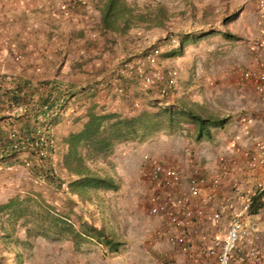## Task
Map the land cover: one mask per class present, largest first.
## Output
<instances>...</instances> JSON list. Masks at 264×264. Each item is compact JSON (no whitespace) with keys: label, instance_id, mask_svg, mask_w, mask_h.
I'll return each instance as SVG.
<instances>
[{"label":"rangeland","instance_id":"1","mask_svg":"<svg viewBox=\"0 0 264 264\" xmlns=\"http://www.w3.org/2000/svg\"><path fill=\"white\" fill-rule=\"evenodd\" d=\"M128 1L135 3L142 10L145 8L153 10L158 4H163L170 11L176 13L170 16L169 28L166 31L159 29L144 31L140 27L133 28L125 36L118 38L115 45L109 46L110 51L102 50L99 58L95 57L94 60L88 61L83 70L91 73L97 67L107 66L109 69L102 74L107 76L116 67V62L121 60V57L126 58L140 54L151 46H157L160 52L166 51L168 47L164 45V37L173 38L175 41L171 44L176 45V38L180 34L193 29L200 30L199 22L201 20L213 18L210 22L211 26L220 28L225 6L243 10L242 14L222 27L229 34L238 36L237 40H225L218 33H212L199 38L195 44H184L179 56L163 58L159 55L158 59L159 68L174 66L177 72L176 86L172 93L166 96L168 100L172 98L174 100H195L208 107L209 110L225 114L230 123L227 128H225L226 124L222 127L223 131L219 138L214 139V143L199 145L196 147V151L188 142L193 139L190 134V126L182 123L172 132L154 133L148 140L142 142L145 145L141 148L126 147L117 151L116 154L113 153L112 163L119 165L117 171L121 175H117L114 169L109 170V174L115 180H119L120 187L115 192L105 193L106 204L103 207L102 203L101 207L104 210L102 222L106 231L112 233L116 240L122 242L117 252L110 253L95 242L84 246L82 251L75 252L71 249L70 244L64 241L55 243L36 237L37 241H34L35 238L31 239L33 241L32 250L30 254L28 251L23 257V259L25 258L24 264H183V259L194 264V259L203 255L211 241H216L219 245L226 226H220L219 222L212 224L210 234L207 236L202 234L205 236V240L197 238L200 234L199 231L191 236L187 235L188 254L176 251L161 234L166 227L164 218L148 213L146 180L141 171L142 155L149 154L155 158L168 160L183 175L189 172L190 166L192 168L196 166L198 161L204 162L203 158L206 155L211 156L207 161L218 160L220 162L227 157L231 166L236 165L232 161L237 160V162H241L243 171L246 172L247 168L244 164H246L247 151L255 142L264 139V104L256 98L251 83L241 78L243 70H260L264 67V9L258 7L257 0ZM11 4L14 6L13 12L7 14L0 11V18L12 15L15 17L19 13H26L23 15L26 22H24L25 25H22L25 28L22 33L35 38L30 50L32 53L34 51V55L44 56L46 54L47 56L41 61V69L43 66L47 68L46 65L53 47L64 43L63 38L69 28L84 27L87 33L85 38L92 40L91 38L94 37V33L91 34V26L95 22L97 14L90 2H87L86 6L77 12L69 11V0H12ZM204 14H209V16L204 18ZM29 24L31 28H29ZM48 31L52 32V36L49 38L46 36ZM3 35L9 34L0 32V36ZM96 35L97 44L92 48L88 47L90 53L100 50V38ZM122 40H125L127 50L121 49ZM68 49L70 50L69 58L77 56L76 48ZM93 49L95 50L93 51ZM31 57L36 59L33 54ZM72 73L79 80L87 78L81 71L75 70ZM152 90L155 91L154 88ZM131 99L130 106L137 112L141 108L142 99L139 97ZM109 100V97L106 99L101 97V102L109 104L110 109H120L121 105H117L120 101L117 98L114 101ZM71 101L69 107L72 105ZM0 103L8 111L14 109L19 113L21 111L13 103V105H8L6 98ZM123 107L130 110L127 102ZM70 109L65 110L64 118L71 113ZM6 122L10 125L8 120ZM2 124L4 125V123ZM65 126L68 127L67 120L63 119L62 124L56 128L58 132L62 133L66 130ZM10 127L15 130L17 128L16 125ZM213 132L214 130H212ZM236 143L244 149L242 155L237 157L233 153L225 156L222 153V149L227 144L235 148ZM53 145L57 151L60 146L59 142L55 141ZM201 150L203 154L199 152ZM127 155L129 160L126 161ZM32 162L35 163V159ZM54 168L56 175L64 178L59 166L55 165ZM191 175L198 176L196 169L195 173ZM236 180L237 177H235ZM30 192L37 193L42 200L57 211L69 213L68 200L73 199L71 194L55 189L43 180L33 183L26 177L24 170L19 167L11 171L0 168V202L13 194L24 195ZM81 209L82 207H75L73 210L77 214L82 213L86 218H92L98 225L97 220L100 217V212L93 205L87 206V209L83 211ZM71 219L75 221L73 215ZM255 222L261 225L259 228L264 226V211L258 214ZM259 228L254 232V241L260 256L259 262L255 264H264V244L256 242L260 233ZM18 235L23 237L22 230ZM197 241L204 242L203 248L199 250V257L193 258L191 248ZM243 246L244 244L242 248ZM215 248L217 250L218 247ZM199 251L196 253L198 254ZM1 252H3V247L0 245ZM233 257L234 255L231 264L234 261Z\"/></svg>","mask_w":264,"mask_h":264},{"label":"trees","instance_id":"2","mask_svg":"<svg viewBox=\"0 0 264 264\" xmlns=\"http://www.w3.org/2000/svg\"><path fill=\"white\" fill-rule=\"evenodd\" d=\"M88 1L97 12V20L91 26V34L94 33L92 40L85 38L87 33L84 27L69 28L63 38L66 47L74 44L78 52L76 57L67 58L70 50L59 49L55 53L50 77L15 74L7 85L0 87V97L6 98L8 105L13 103L21 110L18 115L12 113L11 116L17 122V135L25 139L23 148L35 158L32 165L34 175L51 187L75 197V200H68V214L57 211L34 192L13 194L1 201L0 245L3 252L0 253V264H24L23 257L28 251L31 253L32 240L36 237L55 243L67 241L75 252L82 251L84 246L94 242L110 253L117 252L122 242L106 231L102 222L104 210L101 207L102 203L103 207L106 204L105 193L115 192L120 187L119 180L109 174V170L114 169L111 156L115 148L128 142H144L157 132H172L182 123L190 126V134L195 140H207L213 129L222 128L229 120L225 114L209 110L195 100H168L151 88L142 87L134 66L137 61L144 60L150 48L131 57H121L107 76L102 75L109 69L107 66L97 67L91 73L83 70L88 61L99 58L104 50L110 51L109 46L115 45L118 38L133 28L166 31L170 16L176 13L163 4H158L153 10H142L128 0H69V11L81 10ZM223 8L220 28L211 26L213 18L201 20V29L180 34L176 38V45L171 44L175 41L173 38L164 37V45L168 50L159 55L163 58L179 56L184 44H195L199 38L212 33H218L225 40H237L238 36L229 34L222 27L239 15L240 8ZM207 16L209 14H204V18ZM46 34L48 38L52 36L51 31ZM95 34L100 38V50L90 53L88 47L97 44ZM120 46L127 50L125 40ZM65 61L69 63L68 70L81 71L87 78L77 82L67 78V74L60 76ZM128 64L134 66L127 67ZM101 97H109V101L117 98L127 102L130 110L126 109L125 113L111 110L109 104L101 102ZM137 97L142 102L141 108L135 112L130 105L131 98ZM70 101L72 105L69 107ZM66 109H70L71 113L64 118ZM6 117L1 116L0 120ZM63 119L73 128L56 140L54 128ZM37 129H41L42 135L36 134ZM5 130L2 129V132ZM55 141L62 144L57 151L53 145ZM41 149L45 153H40ZM19 152L7 146L2 147L0 163L5 160L19 163L16 157ZM55 165L59 166L64 178L56 175ZM89 205L100 212L98 225L92 218H86L73 210L82 207L83 211ZM263 207L261 194H257L252 197L248 213L257 214ZM72 215L75 221L71 219ZM20 230L22 238L18 235Z\"/></svg>","mask_w":264,"mask_h":264},{"label":"built area","instance_id":"3","mask_svg":"<svg viewBox=\"0 0 264 264\" xmlns=\"http://www.w3.org/2000/svg\"><path fill=\"white\" fill-rule=\"evenodd\" d=\"M257 5L264 9V0H257ZM160 53L157 46H151L144 55L143 61H137L136 67L133 64H128L127 67L134 66L138 71L142 87L154 88L159 96H167L176 86L177 72L174 66L158 67ZM241 78L251 83L256 98L264 104V67L260 70H243ZM5 131L2 132L0 129V153L2 147L6 146L12 150H20L19 155L16 156L19 163L5 160L0 163V168L11 171L19 167L33 183L42 181L33 173L32 161L35 158L23 148L25 139L18 136L12 127ZM36 134L42 135L41 129H37ZM40 153H45V150L41 149ZM141 161V171L146 180L148 213L164 218L166 227L161 234L165 241L176 251L188 254L187 235L191 236L196 233L195 223L204 216L205 207L213 201L210 193L202 194L200 191L207 186L217 185L219 178L183 175L168 160L155 158L149 154H143ZM246 168L254 174H261L260 178H256L253 190L245 196L237 208L233 209L219 245L216 241H211L203 255L194 260V264H231L233 255V264L259 262L260 256L254 241L255 235L244 224V217L256 215L248 213L253 196L261 194V200L264 201V178H262V175L264 177V139L255 142L247 151ZM169 190H176L178 194L174 195ZM232 206V201L229 199L218 202L210 214L213 223L218 221L226 208ZM260 233L264 234V226L260 228ZM201 239L205 240V236L202 235Z\"/></svg>","mask_w":264,"mask_h":264},{"label":"crops","instance_id":"4","mask_svg":"<svg viewBox=\"0 0 264 264\" xmlns=\"http://www.w3.org/2000/svg\"><path fill=\"white\" fill-rule=\"evenodd\" d=\"M86 1V0H84ZM12 0H0V11L6 12L7 14L9 12H13L14 6L11 4ZM89 2V1H88ZM237 9V8H236ZM242 11L240 9V14H242ZM26 13L22 12L19 13L17 16H6V18H0V32H4L5 34L9 35H3L0 36V87L7 85L12 79V76L17 74L24 75L25 77H50L51 75V68L52 63L55 60V53L59 49H66L70 48V45L66 47L65 43L59 46H54L53 50L50 54V57L48 59L47 68L44 66L41 69V61L42 59H46V54L44 56H40L39 54L34 55L30 50V47L35 41V38H32L30 35H25L22 33V30L25 29L24 22H26L23 19V15ZM97 14V12H96ZM8 20V21H7ZM97 20V16H96ZM95 20V21H96ZM29 28H31V25L29 24ZM76 28V27H74ZM68 31V30H67ZM66 31V32H67ZM13 33V34H12ZM66 33L65 36L66 37ZM46 37V36H45ZM74 44H72L71 47H73ZM31 54H33L34 58L32 59ZM31 57V58H30ZM67 58H69V55H67ZM44 64V62H42ZM69 63L65 61L63 66L61 67V70L59 72L60 76L62 74H67V78L74 80V81H80L73 75L72 71H75L76 69L68 70ZM4 97H0L1 100H4ZM120 102L117 103V105H121L120 109H113L118 112L125 113L126 109L123 107L126 102L119 100ZM123 105V106H122ZM18 109V107H17ZM112 110V109H111ZM14 113L15 116L19 114V112L16 111V109L12 111H8L5 109L3 104L0 103V117L7 115L3 120H0V128L7 129L10 126L15 127L17 126V122L13 120L14 116H11V114ZM10 122V125L7 124L6 121ZM4 121V122H3ZM4 123V125L2 124ZM15 123V124H14ZM63 123H65L63 121ZM229 121L226 123L225 128L229 125ZM62 124V123H61ZM60 125V124H59ZM57 125V126H59ZM67 126L65 132H58V129L55 127V139L60 140V138L71 128H73L72 125L67 121ZM214 132L211 134V137L207 140H195L194 138L191 140H188L190 145L192 146L193 150L196 151V147L199 145L204 144H212L214 143V139L217 137H220V134L223 131V128H215L213 129ZM60 145L62 146L61 142ZM145 145V143H138V142H128L125 144L118 145L114 153L116 154L117 151L126 148V147H133V148H141ZM61 146H59L61 148ZM219 146V145H218ZM223 152L225 156H229L231 154H235L237 157L243 154L244 149L241 148V145H238L236 143V147H230L229 144H227L223 149ZM203 154V151H199ZM230 153V154H228ZM124 156V155H123ZM211 156H205L203 158L204 162H197L198 164L192 168V166L189 167V172H186L187 175H191L192 173H196L200 176H204L205 178H211V177H218L219 183L215 186H207L205 188L201 189V193H210L213 196V201L209 203L204 210V216L200 218L195 223V229L196 231H199L200 234L197 236L198 239H201L202 234H205L207 236L210 234V230L212 228L213 221L211 220V212L216 206V204L222 200H231L232 201V207L226 208L220 215L217 222H219L220 226L225 227L227 225L228 218L230 217L231 213L233 212L234 208H237L244 200L245 196L249 194L253 190L254 183L257 180L256 178H260L261 174H254L252 171L246 169L247 171H243V166L241 165V162H237V160L232 161V163H236V165H232L227 161V157L224 158L223 161L218 162L216 161H207L210 159ZM214 155L212 156V158ZM243 157V156H242ZM126 161L129 160V156L127 155L125 157ZM115 163V162H114ZM246 167V164H244ZM119 169V165L114 164V170H116L117 175H121L120 172L117 170ZM254 174V175H253ZM235 177H237V180L235 181ZM262 178L263 175H262ZM185 183V181H184ZM234 187V188H233ZM172 194H178V191L176 190H169ZM75 197H73L74 199ZM75 200V199H74ZM264 211V207L259 211L256 215L253 216H245L244 217V224L247 225L252 233L258 230V228L261 226L259 223L255 222L256 217L260 212ZM261 223V222H260ZM260 229V228H259ZM195 238V237H194ZM196 239V238H195ZM258 240L259 244H264V234L259 233L258 234ZM34 241H37V238L34 239ZM67 244H70L67 241H64ZM195 243V244H194ZM191 248V251H193V258L199 257V253L201 248H203V243L201 241L194 242ZM202 246V247H201ZM206 247V246H205ZM196 251H199L198 254ZM196 253V254H194ZM195 260V259H194ZM183 264H191V261H188L187 259H183Z\"/></svg>","mask_w":264,"mask_h":264}]
</instances>
